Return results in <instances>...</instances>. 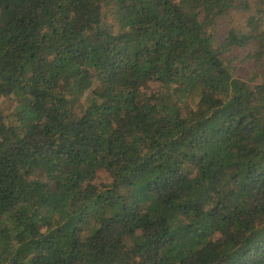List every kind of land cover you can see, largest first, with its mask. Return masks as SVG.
I'll use <instances>...</instances> for the list:
<instances>
[{
  "label": "trees",
  "instance_id": "16d2710c",
  "mask_svg": "<svg viewBox=\"0 0 264 264\" xmlns=\"http://www.w3.org/2000/svg\"><path fill=\"white\" fill-rule=\"evenodd\" d=\"M255 1L0 0V264H264Z\"/></svg>",
  "mask_w": 264,
  "mask_h": 264
},
{
  "label": "rangeland",
  "instance_id": "374dc122",
  "mask_svg": "<svg viewBox=\"0 0 264 264\" xmlns=\"http://www.w3.org/2000/svg\"><path fill=\"white\" fill-rule=\"evenodd\" d=\"M249 2L250 5H252L253 8V13L256 12V1L255 0H247ZM103 25L110 29L113 33H118L119 32V27L118 24L116 22L115 19V15H114V11L113 9L110 8H105L103 9ZM235 20H239L240 16L233 13ZM230 26V23L228 22V19H222L221 23H220V30L219 32L221 33V36L224 35L225 33V28H228ZM236 57L238 58V61L236 62V74H237V78L243 79V80H249L251 79L255 73L260 74L257 65H255L251 60H247L244 61V56H245V51L241 50L237 51V53L235 54ZM1 102V109L4 112L5 116H9L12 112H13V108H14V104L12 102V100H10V98H2L0 100ZM83 104H86L85 99L83 100ZM102 179H105V176L102 177Z\"/></svg>",
  "mask_w": 264,
  "mask_h": 264
}]
</instances>
